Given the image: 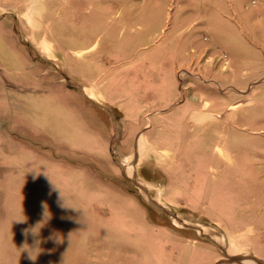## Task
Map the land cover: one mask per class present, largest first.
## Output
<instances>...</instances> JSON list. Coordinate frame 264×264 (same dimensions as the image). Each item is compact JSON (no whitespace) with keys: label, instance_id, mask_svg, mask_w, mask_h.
Masks as SVG:
<instances>
[{"label":"rangeland","instance_id":"1","mask_svg":"<svg viewBox=\"0 0 264 264\" xmlns=\"http://www.w3.org/2000/svg\"><path fill=\"white\" fill-rule=\"evenodd\" d=\"M0 20V264H264V0Z\"/></svg>","mask_w":264,"mask_h":264},{"label":"crops","instance_id":"2","mask_svg":"<svg viewBox=\"0 0 264 264\" xmlns=\"http://www.w3.org/2000/svg\"><path fill=\"white\" fill-rule=\"evenodd\" d=\"M1 20H4L3 18H1ZM0 20V21H1ZM44 34V36L45 37H50V35H48V34H46V33H43ZM68 81H70V80H68ZM71 82V81H70ZM74 83H78L77 81H74L73 80V84ZM77 90V89H76ZM77 91H79L80 92V90H77ZM82 93V92H81ZM83 95H85V98H86V102H88V106H90V107H95V108H97L98 110H100V111H104L103 110V108H102V106H104V107H107L106 105H103L102 103H99V102H97V101H95V100H93V99H91L90 97H88V95H86L85 93H82ZM153 101V100H152ZM97 104H99V105H97Z\"/></svg>","mask_w":264,"mask_h":264},{"label":"flooded vegetation","instance_id":"3","mask_svg":"<svg viewBox=\"0 0 264 264\" xmlns=\"http://www.w3.org/2000/svg\"><path fill=\"white\" fill-rule=\"evenodd\" d=\"M97 105H99V104H97ZM102 108H103V110L108 114V116H109L110 118H112L113 120H116V121H117V118H116L111 112L109 113L110 110H108L107 107L102 106ZM153 207H154V206H153Z\"/></svg>","mask_w":264,"mask_h":264},{"label":"water","instance_id":"4","mask_svg":"<svg viewBox=\"0 0 264 264\" xmlns=\"http://www.w3.org/2000/svg\"><path fill=\"white\" fill-rule=\"evenodd\" d=\"M152 205V204H151ZM153 206V205H152ZM237 257H239V256H237ZM236 257V258H237ZM249 257H251V259H253V260H255L256 261V258L252 255V256H249ZM231 259H235V257H233V258H231ZM257 263H259V260H257Z\"/></svg>","mask_w":264,"mask_h":264},{"label":"bare ground","instance_id":"5","mask_svg":"<svg viewBox=\"0 0 264 264\" xmlns=\"http://www.w3.org/2000/svg\"><path fill=\"white\" fill-rule=\"evenodd\" d=\"M230 251V250H229ZM244 263V262H243ZM246 263V262H245Z\"/></svg>","mask_w":264,"mask_h":264}]
</instances>
